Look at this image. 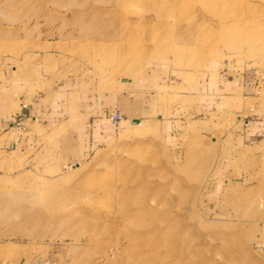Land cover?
<instances>
[{
    "label": "rangeland",
    "instance_id": "rangeland-1",
    "mask_svg": "<svg viewBox=\"0 0 264 264\" xmlns=\"http://www.w3.org/2000/svg\"><path fill=\"white\" fill-rule=\"evenodd\" d=\"M0 90L110 124L3 160L0 264H264V0H0Z\"/></svg>",
    "mask_w": 264,
    "mask_h": 264
},
{
    "label": "crops",
    "instance_id": "crops-1",
    "mask_svg": "<svg viewBox=\"0 0 264 264\" xmlns=\"http://www.w3.org/2000/svg\"><path fill=\"white\" fill-rule=\"evenodd\" d=\"M0 90V164L10 156L74 165L110 131L107 108L68 99L64 92ZM53 264V263H43Z\"/></svg>",
    "mask_w": 264,
    "mask_h": 264
},
{
    "label": "built area",
    "instance_id": "built-area-1",
    "mask_svg": "<svg viewBox=\"0 0 264 264\" xmlns=\"http://www.w3.org/2000/svg\"><path fill=\"white\" fill-rule=\"evenodd\" d=\"M110 119L114 122L117 123L121 120V115L118 113H112L110 116Z\"/></svg>",
    "mask_w": 264,
    "mask_h": 264
}]
</instances>
